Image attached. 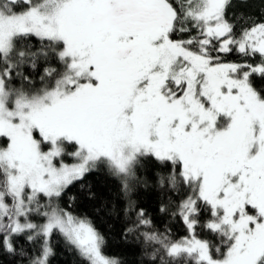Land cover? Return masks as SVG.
I'll return each mask as SVG.
<instances>
[{
    "label": "snow or ice",
    "instance_id": "6c2138e0",
    "mask_svg": "<svg viewBox=\"0 0 264 264\" xmlns=\"http://www.w3.org/2000/svg\"><path fill=\"white\" fill-rule=\"evenodd\" d=\"M236 4L0 0V264H123L65 200L97 173L141 264H264V11Z\"/></svg>",
    "mask_w": 264,
    "mask_h": 264
},
{
    "label": "trees",
    "instance_id": "16d2710c",
    "mask_svg": "<svg viewBox=\"0 0 264 264\" xmlns=\"http://www.w3.org/2000/svg\"><path fill=\"white\" fill-rule=\"evenodd\" d=\"M261 11H264L262 0H246V2L237 0L234 9L237 15L249 14L258 16ZM228 59L234 60L236 57L232 56ZM256 83L259 87L262 82L257 80ZM66 162L71 163V158H66ZM88 182L93 185L94 190L98 193L100 197L99 201L92 203L83 200L79 184L70 188L68 195L65 196V200H68L73 195L77 196L75 210L78 213L86 212L93 219L95 226L107 239V245L104 248L105 255L115 256L123 261V264H141V261L147 258L142 255L140 246L125 242L121 236L123 227L122 216L120 219H117L116 216H109L102 211H96L100 202L114 201L116 199L115 182L103 173L90 175ZM139 202L148 209L158 227L161 229L171 227L177 239L186 235V230L179 222L170 220L168 217H164L157 212L159 203L155 192L142 189L139 193ZM51 264H85V262L75 252L66 250L64 244L60 242L56 246V254L52 258Z\"/></svg>",
    "mask_w": 264,
    "mask_h": 264
}]
</instances>
